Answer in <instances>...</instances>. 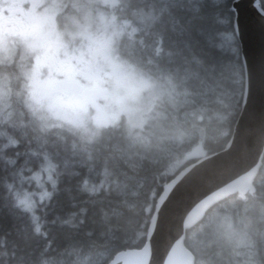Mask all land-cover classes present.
<instances>
[{
  "label": "trees",
  "instance_id": "16d2710c",
  "mask_svg": "<svg viewBox=\"0 0 264 264\" xmlns=\"http://www.w3.org/2000/svg\"><path fill=\"white\" fill-rule=\"evenodd\" d=\"M234 1L117 0L114 52L165 90L142 128L122 116L87 134L49 118L26 73L0 65V264H108L145 245L164 186L196 149L223 150L242 109ZM254 186L186 231L195 264H264V156Z\"/></svg>",
  "mask_w": 264,
  "mask_h": 264
},
{
  "label": "water",
  "instance_id": "95a60500",
  "mask_svg": "<svg viewBox=\"0 0 264 264\" xmlns=\"http://www.w3.org/2000/svg\"><path fill=\"white\" fill-rule=\"evenodd\" d=\"M258 2L232 3L245 87L242 112L227 148L211 156L200 148L190 154L196 161L168 182L156 201L145 245L118 253L108 264H194L185 245L186 230L199 224L213 205L255 192L252 181L264 154V11ZM247 132L250 144L242 149Z\"/></svg>",
  "mask_w": 264,
  "mask_h": 264
},
{
  "label": "rangeland",
  "instance_id": "374dc122",
  "mask_svg": "<svg viewBox=\"0 0 264 264\" xmlns=\"http://www.w3.org/2000/svg\"><path fill=\"white\" fill-rule=\"evenodd\" d=\"M50 2H58V0H45ZM103 5H108L110 9L117 3V0H102ZM83 12L87 8L82 9ZM55 13H49L37 19L39 25L34 33L23 36L21 53L16 52V46L9 47L7 39H0V63L12 61L15 57H20L25 63H29L30 54L34 60L32 73H26L28 77V88L30 99L36 102L37 111L52 119L65 122L73 127L83 129L84 133H95L96 129L115 125L123 117H126L128 125L131 127L145 126L146 122L153 117V104L156 97L165 93V90L157 86H153L149 80L140 74H137L131 68L127 67L123 62L113 55L111 47L116 37V28L110 29V25L114 22L113 16L101 13L99 17L105 24L99 27L95 33L90 32L87 26L83 27L82 32L78 36L79 40L84 43V50L89 54L90 66L86 68L84 73L90 79L96 81L101 75L104 77L105 85H97L96 89L99 94H93L91 98L103 95L101 102H94V99L81 102L74 100L69 93L62 91L58 86L52 89V83H48L45 73H41L40 64L43 57L36 54V50L40 49L49 55L52 51L67 53V46L64 37L60 34L54 20ZM75 38V39H78ZM21 41L16 43L21 44ZM37 64V66H36ZM109 66H108V65ZM93 65L96 67H93ZM104 67L108 68V73H100ZM90 106V107H89ZM35 108V109H36ZM41 109V110H40ZM213 233L220 238L224 231L217 223V219H213ZM224 233L222 239L225 240ZM235 244L241 242L240 239L234 238Z\"/></svg>",
  "mask_w": 264,
  "mask_h": 264
},
{
  "label": "flooded vegetation",
  "instance_id": "af4514ba",
  "mask_svg": "<svg viewBox=\"0 0 264 264\" xmlns=\"http://www.w3.org/2000/svg\"><path fill=\"white\" fill-rule=\"evenodd\" d=\"M101 2L102 0H58V2L0 0V39H7L9 47L14 45L17 49L16 52L21 53L24 42L21 41L23 36L35 32L39 25L38 18L54 12L56 27L64 37L67 53L52 51L49 55H44V51L37 49L34 55L43 57V62L40 64L41 73H45L48 83H52V89L60 86L62 91L69 93L74 100L87 103L86 101L94 99L96 103L101 102L103 95L95 98H91V96H93L92 93L99 94L96 86L101 85L102 79L101 86L105 85L104 77L107 74L104 73H108L109 70L103 65V70L100 73L104 75H101V78L96 81L84 74L87 73L86 68L90 66L91 62L89 54L84 50L83 41L78 38L83 27L89 26V31L95 33L99 27L105 24L99 17L101 13L112 14L110 7ZM83 8L88 10L83 12ZM18 41H21V44L16 43ZM111 50L113 55L119 58L118 54L114 52V45ZM30 56L28 64L18 56L13 58L11 62L8 60L0 63V65L12 66L14 70L6 73H32L34 60H31L33 55L30 54ZM93 67L95 66L93 65ZM105 88L107 85L101 89L104 90Z\"/></svg>",
  "mask_w": 264,
  "mask_h": 264
},
{
  "label": "bare ground",
  "instance_id": "6f19581e",
  "mask_svg": "<svg viewBox=\"0 0 264 264\" xmlns=\"http://www.w3.org/2000/svg\"><path fill=\"white\" fill-rule=\"evenodd\" d=\"M231 10H232V6H231ZM232 11H233V10H232ZM233 12H234V14H235V20H236V12H235V11H233ZM233 22H234V21H233ZM234 23H235V22H234ZM237 38H238V37H237ZM241 112H242V109H241V111H240V114H241ZM240 114H239V116H240ZM238 119H239V117H238ZM238 119H237V120H238ZM237 120H236V124H235V126H234V130H235V127H236V125H237ZM253 124H254V123H253ZM252 129H253V128H252ZM234 130H233V132H234ZM247 133H248V136H246V138H245V140H244V142H243V144H242V149H243V148H247V145L250 144L249 141H248V139H249V137L251 136V133H249V132H247ZM232 135H233V133H232ZM231 137H232V136H231ZM252 142L254 143V138L252 139ZM228 144H229V143H228ZM228 144H227V145H228ZM227 145H225L226 147H225L223 150H225V149L227 148ZM248 146H249V145H248ZM196 150H197V149H196ZM196 150H195V151H196ZM221 151H222V150H221ZM235 152H236V151H235ZM235 152H234V154H235ZM263 153H264V152H263ZM241 154H242V151L239 152V155H241ZM239 155H238V153H237V157H236V158H237L238 161H240L241 158H242V156H239ZM263 156H264V154H263ZM263 156H262V157H263ZM189 159H190V158H189ZM190 160H191V159H190ZM262 160H263V158H262ZM195 161H196V159H195ZM195 161H194V162H195ZM197 161H198V158H197ZM192 164H193V163H192ZM261 165H262V161H261V163H260V167L258 168V171H257V174H256V176H255V179H256V177H257V175H258V173H259V170H260V168H261ZM189 166H190V165H189ZM183 170H184V169H183ZM181 171H182V170H181ZM181 171H180V172H181ZM255 179H254V181H255ZM254 181H252V182H253V185H254ZM254 187H255V186H254ZM248 193H250V192H248ZM245 196H246V195H245ZM226 199H227V198H226ZM224 200H225V199H224ZM215 205H216V204H215ZM215 205H213V206H215ZM211 208H213V207H210V208L207 210V212H208ZM207 212L205 213V216H206ZM204 218H205V217H204ZM204 218H203V219H204ZM203 219H202V220H203ZM188 230H190V229H188ZM188 230H186V231H188ZM238 230H239V229H238ZM125 251H126V250H125ZM119 253H120V252H119ZM191 253H192V252H191ZM192 254H193V253H192ZM116 255H117V254H116ZM193 256H194V255H193ZM194 259H195V257H194ZM194 264H195V262H194Z\"/></svg>",
  "mask_w": 264,
  "mask_h": 264
}]
</instances>
